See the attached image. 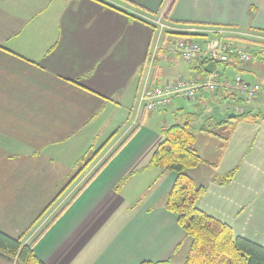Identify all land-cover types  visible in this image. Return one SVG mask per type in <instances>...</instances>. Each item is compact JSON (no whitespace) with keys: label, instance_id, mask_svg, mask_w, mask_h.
Segmentation results:
<instances>
[{"label":"crops","instance_id":"1","mask_svg":"<svg viewBox=\"0 0 264 264\" xmlns=\"http://www.w3.org/2000/svg\"><path fill=\"white\" fill-rule=\"evenodd\" d=\"M156 18L206 31L203 40L223 32L254 57L248 64L233 60L222 72L215 67L220 77L240 74L247 81L253 63L264 62V0H0V141L23 151L5 162L21 166V156L53 165L50 154L57 152L76 153L79 164L97 153L61 205L23 240L37 238L35 253L45 264H184L188 256L191 240L165 208L177 174L149 167L169 126L150 127L156 112H147L142 95L150 86L198 82L211 74H202L203 61L170 53L181 35L160 31ZM175 60L186 62L195 76ZM222 100L221 93L194 101L177 97L170 108L177 104L180 120L191 115L197 121L202 112L204 120L220 112ZM188 102L200 113L187 111ZM249 102L244 106L261 120L239 124L224 150L222 139L200 131L202 123L193 128L199 154L201 135L211 146L215 138L220 153L216 159L200 154L206 163L189 174L206 188L200 210L228 224L235 237L264 247V131L258 126L264 115ZM125 111L130 125L117 135L118 125L113 131L111 125ZM236 169L230 183L219 184ZM0 264L19 262L0 256Z\"/></svg>","mask_w":264,"mask_h":264},{"label":"trees","instance_id":"2","mask_svg":"<svg viewBox=\"0 0 264 264\" xmlns=\"http://www.w3.org/2000/svg\"><path fill=\"white\" fill-rule=\"evenodd\" d=\"M259 54H255V58L258 55L264 56V45ZM205 64H207L206 61L202 62L200 66L203 75H206L203 71ZM221 95L222 101L241 105L243 112L223 113L220 111L214 116L204 119L200 131L222 139L224 141L222 149L224 150L239 124L256 122L261 120L262 116L245 107V100L222 93ZM195 119V116L188 115L184 124H174L164 128L162 130L163 140L149 163V167L177 174V179L166 196L165 208L177 217L179 226L191 240L190 250L184 264H264V247L262 245L243 237H235L228 224L197 207V201L205 194L206 188L199 186L189 173L206 162L196 148V135L192 126ZM219 129L226 132V136L219 134ZM96 156L97 153L88 162L81 160V169L70 185L88 168ZM211 167L216 168V165L213 164ZM236 173L237 169L221 177L219 184L224 186L230 183ZM51 205L45 210V213ZM24 237L23 235L14 238L0 230V256L9 260L16 259L20 264H45L35 253L34 246L37 238L31 243L25 244ZM141 264L171 263L144 262Z\"/></svg>","mask_w":264,"mask_h":264},{"label":"rangeland","instance_id":"3","mask_svg":"<svg viewBox=\"0 0 264 264\" xmlns=\"http://www.w3.org/2000/svg\"><path fill=\"white\" fill-rule=\"evenodd\" d=\"M159 20L161 19L156 18L154 21ZM175 61L180 69L189 71V73H193V76H195V73H197L190 71L189 65L186 62L181 60ZM162 66L164 68H168L167 65L163 64ZM224 68L225 66L223 64H217L216 71L222 72ZM227 74L232 76L234 72L231 69L227 72ZM244 75L247 81L252 83L256 82L258 85H261L264 88V62L260 60L254 62L251 70L245 72ZM263 92L264 91L260 93L255 102L250 101L248 106L254 108L255 111L261 112L264 115ZM221 103H223V101H221ZM183 107L187 111L194 112L195 114L200 113L198 110L194 109L193 103L188 102ZM177 109V104H175L172 108L166 110L165 112H156L148 119L150 127L153 129L159 128V126L162 125L164 121H166L165 125L167 126L174 124H184L185 119L180 120L175 116ZM202 114L203 116H200L197 121L196 119L194 120L192 124L194 129L197 128V125H200L203 122V117L205 114L204 112H202ZM128 115L129 113L125 111L122 116L118 117L117 120L111 125L112 131L116 128V125H118V130L116 129L118 133L117 135H120L123 131H125L126 127H129L130 122H128V120L130 118ZM258 126H260L264 131V121ZM198 132L199 131L197 130L196 133ZM218 133L223 134L220 131H218ZM208 138L209 137L206 135L200 136L197 145L198 149L204 158L214 155L212 156L214 158L210 159H216V155L220 153V143L216 141L215 138H212L214 140V145L211 146V143L206 141L209 140ZM104 139L105 137L101 138L99 141L96 140V143L104 141ZM6 145L4 142L0 141V180L3 181V184H0V228L10 236L19 237L22 234H25L24 238L26 239L28 236H30V234L35 232L53 213V211L56 210L65 200L67 194L72 190L74 184L76 183L75 182L72 186L70 185L71 181L80 171L82 163L78 164L75 162L77 159L75 158V155H77L76 153L62 154L54 152L50 154L56 161V163L53 165H48L44 162V160L40 162L37 160L27 161L28 158L17 156L16 160L19 161L18 165L21 166L12 167L9 163H6L10 161L8 160L7 155L14 154L12 152L22 155L23 151L18 149L17 146L6 148ZM207 148L210 150L214 148V152H208ZM97 149H99V146L93 150L96 151ZM7 152H9V154H6ZM210 154L211 156H209ZM4 156L6 158H4ZM92 156L93 153L89 154L87 162L92 158ZM23 163L28 164L27 166H24ZM19 180L21 182L20 184L13 182ZM62 193L63 195L58 199V201L56 200V202L53 203V201ZM50 205L51 207L45 213L44 211ZM40 216L42 218L39 219ZM52 218L53 215L47 223H49Z\"/></svg>","mask_w":264,"mask_h":264},{"label":"built area","instance_id":"4","mask_svg":"<svg viewBox=\"0 0 264 264\" xmlns=\"http://www.w3.org/2000/svg\"><path fill=\"white\" fill-rule=\"evenodd\" d=\"M153 23L162 32L180 33L178 35H181V38L172 42L169 51L180 55L186 62L206 61L207 64L213 62L215 66L231 64L233 60L244 64L253 62L254 57L242 46L229 41L223 32H217L216 36L203 40L201 38L206 37V31L196 28L178 29L160 20L153 21ZM260 92L261 87L258 84L247 82L240 74L228 78L224 75L220 77L215 71L198 82L178 79L171 84L150 86L144 90L142 102L147 112L153 113L169 109L177 97L194 101L203 95L222 93L248 102L254 100ZM220 111L242 113L243 107L223 101L220 104Z\"/></svg>","mask_w":264,"mask_h":264},{"label":"water","instance_id":"5","mask_svg":"<svg viewBox=\"0 0 264 264\" xmlns=\"http://www.w3.org/2000/svg\"><path fill=\"white\" fill-rule=\"evenodd\" d=\"M214 68H215V64L213 62H211L204 67V72L206 74H213Z\"/></svg>","mask_w":264,"mask_h":264}]
</instances>
